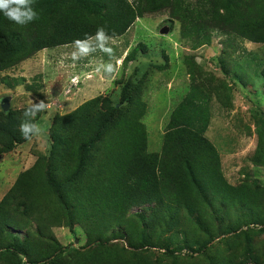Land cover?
I'll return each mask as SVG.
<instances>
[{"label":"trees","instance_id":"1","mask_svg":"<svg viewBox=\"0 0 264 264\" xmlns=\"http://www.w3.org/2000/svg\"><path fill=\"white\" fill-rule=\"evenodd\" d=\"M33 7L39 18L23 26L0 12V71L42 48L95 35L101 26L120 36L143 13L163 8L178 19L183 37L207 43L218 32L264 43V0H35ZM259 74L264 82V65ZM128 88L121 92L123 107L97 96L57 119L43 157L0 199V253L12 264H47L70 249L77 253L56 242L50 233L55 225L73 230L78 224L92 249L120 238L132 249L167 253L174 252L171 245L203 252L214 224L218 234L232 233L248 219L264 231V193L245 181L228 182L205 136L216 92L211 81L191 76L153 152L147 150L142 101ZM4 115L11 119L10 110ZM1 131L8 149L20 142L11 126L0 123ZM251 158L264 162L262 140ZM43 194L54 198L51 207L44 208ZM181 218L188 224L183 230ZM166 224L175 230L161 246L158 229ZM94 264L136 263L114 258Z\"/></svg>","mask_w":264,"mask_h":264},{"label":"rangeland","instance_id":"2","mask_svg":"<svg viewBox=\"0 0 264 264\" xmlns=\"http://www.w3.org/2000/svg\"><path fill=\"white\" fill-rule=\"evenodd\" d=\"M92 43L97 51L82 59L73 58L76 46L68 43L42 48L0 71V123L11 126L20 138L8 149L7 136L0 132V199L22 172L43 157L48 134L57 119L97 96L108 97L111 103L123 107L121 92L127 86L129 95H138L143 104L141 120L147 150L159 151L170 112L187 92L191 76L197 74L209 79L216 89L205 136L219 153L223 176L231 184L245 181L264 193V162L255 163L251 158L259 141L264 143V82L259 74L264 65V43L218 32H213L207 43L183 37L178 19L165 8L143 13L124 34L112 37L107 42L113 48L112 56L100 51L97 41ZM108 62L114 66L113 74L103 71L102 64ZM40 100L48 103V108L36 115L35 122L44 133L25 139L19 131L23 112ZM4 102L9 104L11 119L4 115ZM44 198L45 194L44 208L51 207L54 198ZM186 220L181 218L178 223L182 230L188 226ZM247 220L232 233L221 229L224 233L218 234L214 224L215 235L208 248L194 253L172 245L173 253L153 247L132 249L120 238L92 249L85 246L86 235L78 224L73 230L55 225L50 233L56 242L71 244L70 248L76 247L78 252L70 249L46 262L94 264L118 258L136 264H264L263 225H248ZM158 230L161 246L168 244L166 238L174 227L166 224ZM4 256L0 253V264H12L8 255Z\"/></svg>","mask_w":264,"mask_h":264},{"label":"clouds","instance_id":"3","mask_svg":"<svg viewBox=\"0 0 264 264\" xmlns=\"http://www.w3.org/2000/svg\"><path fill=\"white\" fill-rule=\"evenodd\" d=\"M34 3L35 0H0V12H2L8 20L23 26L39 18V13L33 7ZM111 38L112 36L108 34L105 27H99L95 35L86 34L83 39L74 41L76 50L73 53V58L82 59L96 52L97 48L93 47V40L98 42L100 51L112 56L113 48L107 43ZM100 66L101 65H99L98 68ZM102 67L105 73H114V66L112 63H103ZM47 108L48 103L44 100L32 102L26 106L23 112L24 119L19 126V131L25 139H32L44 133L43 127L35 122V117L38 113L45 112Z\"/></svg>","mask_w":264,"mask_h":264},{"label":"water","instance_id":"4","mask_svg":"<svg viewBox=\"0 0 264 264\" xmlns=\"http://www.w3.org/2000/svg\"><path fill=\"white\" fill-rule=\"evenodd\" d=\"M163 32H165V29H163ZM9 104L7 102L2 103V110L3 112H7L9 110Z\"/></svg>","mask_w":264,"mask_h":264}]
</instances>
